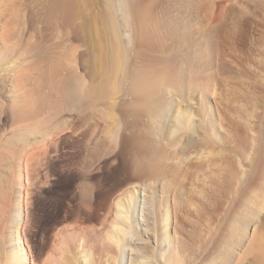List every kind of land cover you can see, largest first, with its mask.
Segmentation results:
<instances>
[{
    "label": "rangeland",
    "instance_id": "obj_1",
    "mask_svg": "<svg viewBox=\"0 0 264 264\" xmlns=\"http://www.w3.org/2000/svg\"><path fill=\"white\" fill-rule=\"evenodd\" d=\"M134 1L148 3L145 6L154 8L159 19L163 9L182 5L180 0ZM104 3L89 0L86 15L98 16ZM33 8L32 0L0 2V39L5 37L15 46L0 68V135H4L0 139V161L4 163L0 167V212L5 216L16 154L22 150H5L4 141L14 134L16 123L45 122L39 127L54 141L44 153L33 149L28 158L24 204L25 248L33 252L34 264H43L58 239L70 233L73 238L67 241L62 263L106 264L128 237L114 228V200L151 182L157 201L149 253L156 264H264V176L259 171L264 162V24L254 21L245 33L239 30L230 38L222 29L212 36L209 59L203 60L206 66L202 65L205 69L200 73L204 87L209 86L203 90L201 103L206 137L183 148L184 139L177 135L166 147L176 159L161 161L149 171L145 162L140 164L145 160L126 147L95 155L85 136L84 104L73 103L68 92L77 74L89 78L91 52L81 37L80 20L67 28L68 35L62 34L65 27L19 24L21 15L29 20L44 17L43 11ZM155 35L156 42H169ZM13 78L19 79L25 96H30L22 107L26 114L14 115L10 108ZM106 107L110 117L122 121V107L116 99L107 100ZM39 137L29 135L27 142L35 143ZM165 217L168 237L163 233ZM163 256L165 262L159 259Z\"/></svg>",
    "mask_w": 264,
    "mask_h": 264
},
{
    "label": "bare ground",
    "instance_id": "obj_2",
    "mask_svg": "<svg viewBox=\"0 0 264 264\" xmlns=\"http://www.w3.org/2000/svg\"><path fill=\"white\" fill-rule=\"evenodd\" d=\"M88 1L32 0L33 7L43 11L44 17L29 20L24 15L25 19L22 18L20 13L19 24L24 26L27 23L41 22L57 29L65 27L66 31L62 34L68 35L67 28L75 19L80 20L78 28L81 37L86 43V51L88 48L91 52L89 78L85 79L75 71L79 77L69 85L68 92L73 103L84 104L88 123L85 132L87 143L95 155L107 150L112 152L129 148L137 154L138 159L140 155L145 160L140 164L145 162L146 169L153 171L159 162L176 159L166 147L171 146L177 135L184 139L183 148L205 139L201 103L206 87L200 73L205 69L202 65L208 55L210 39L219 29L220 32L222 29L228 33L230 38L239 30L241 32L247 29L254 21L264 24V0H208L207 6L203 2L205 0H180L182 2L179 1L178 4L182 5L177 9H163L165 12L161 19L156 18L154 8L145 6L148 3L142 5L140 3L143 1H138L139 5L134 0H105L98 16L90 12L86 15ZM19 7L16 8L23 9ZM155 34L170 43L158 42L159 40L156 42ZM5 40V37L0 39V68L2 60L15 48ZM75 62L73 65L76 66ZM10 83V108L14 115L21 114L23 103L28 102L30 96H25L19 79L13 78ZM110 99H116L122 107L121 122L110 117L107 111L106 102ZM2 104L0 96V105ZM44 123L40 124V120L21 123L22 125L16 123L14 134L5 139V146L2 144L5 150L6 147H21L22 150L16 154L12 194L8 196V204L5 202V216L0 212V264H34L33 252L25 248L24 204L28 158L33 149L40 150L36 151L37 154L44 153L54 141L51 134L46 133L43 128L41 131L39 125ZM34 134H40L39 140L35 143L27 142V137ZM3 136L2 133L1 140ZM3 165L1 160L0 167ZM259 169L264 176V162ZM153 186L154 183L151 182L145 187H134L126 196H119L114 200V228L117 227L118 231L128 237L126 243L119 244L117 255L106 259V264H156L154 255L149 253L153 250L152 235L155 236L157 193ZM163 228V233L168 237L170 228L166 217ZM70 234L58 239L54 252L43 264H64L61 256L65 253L67 241L73 238ZM116 241L119 243L121 239L116 237ZM163 258L164 256L159 257L165 262L166 257Z\"/></svg>",
    "mask_w": 264,
    "mask_h": 264
}]
</instances>
